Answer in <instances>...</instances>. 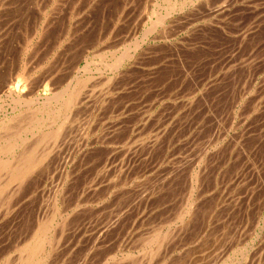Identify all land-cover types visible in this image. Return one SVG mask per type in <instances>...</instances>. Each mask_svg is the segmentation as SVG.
<instances>
[{
  "label": "rangeland",
  "instance_id": "1",
  "mask_svg": "<svg viewBox=\"0 0 264 264\" xmlns=\"http://www.w3.org/2000/svg\"><path fill=\"white\" fill-rule=\"evenodd\" d=\"M4 1L1 121L79 90L50 145L60 122L29 136L31 176L0 186V264L51 214L48 264H264V0Z\"/></svg>",
  "mask_w": 264,
  "mask_h": 264
},
{
  "label": "bare ground",
  "instance_id": "2",
  "mask_svg": "<svg viewBox=\"0 0 264 264\" xmlns=\"http://www.w3.org/2000/svg\"><path fill=\"white\" fill-rule=\"evenodd\" d=\"M3 1V0H2ZM6 1V0H5ZM4 1V2H5ZM12 1V0H11ZM14 1H16V0H14ZM18 1H21V0H18ZM79 1V0H78ZM169 1V0H168ZM172 1H174V0H172ZM182 1V0H181ZM25 2V1H24ZM28 2H29V0H28ZM31 3H32V1H30ZM58 2V1H57ZM95 2V1H94ZM9 3V2H8ZM26 3V2H25ZM36 3V2H35ZM59 3V2H58ZM74 3V2H73ZM72 3V4H73ZM77 3V2H76ZM169 3V2H168ZM167 3V4H168ZM182 3H183V1H182ZM185 3V2H184ZM0 4H2V3H0ZM19 5H20V3H18ZM88 4V3H87ZM174 4V3H173ZM173 4H171V6H168L167 5V7H172V5ZM22 5H24V4H22L21 3V6ZM54 5V4H53ZM52 5V6H53ZM59 5V4H58ZM180 5H182V4H180ZM2 6H4V4H2ZM18 6V5H17ZM55 6V5H54ZM53 6V7H54ZM57 6V5H56ZM71 7V6H70ZM75 7V6H74ZM73 7V8H74ZM165 7V6H164ZM163 7V8H164ZM178 7H180V6H178ZM182 7V6H181ZM10 8V7H9ZM18 8H20V6H18ZM72 8V9H73ZM76 8V7H75ZM168 8V9H169ZM16 9V8H15ZM171 9H173V8H171ZM170 9V10H171ZM7 10V9H6ZM82 10V9H81ZM182 10V9H181ZM51 11H53V9H51ZM168 11V10H167ZM3 12V11H2ZM8 12V11H7ZM49 12V11H48ZM164 12V11H163ZM169 12V11H168ZM1 13V12H0ZM3 13H1V15H2ZM10 14V13H9ZM72 16V15H71ZM159 16V15H158ZM162 16V15H161ZM168 16V15H167ZM3 17V16H2ZM11 17V16H10ZM44 17V16H43ZM6 18V17H5ZM45 18H47V17H45ZM44 18V19H45ZM53 18V17H52ZM0 19H2V18H0ZM15 19H16V17H15ZM44 19H42V20H44ZM159 19V18H158ZM161 19H163V17L161 18ZM3 20H5V19H3ZM10 20H12V19H10ZM10 20H9V23H10ZM46 21H47V19H45ZM14 21V20H13ZM160 21V20H159ZM169 21V20H168ZM4 22V21H3ZM2 22V23H3ZM15 22V21H14ZM42 22H44V21H42ZM192 22V21H191ZM5 23V22H4ZM15 23H19V21L18 22H15ZM159 23V22H158ZM1 24V23H0ZM12 25L14 24L13 22L11 23ZM27 24V23H26ZM43 24V23H42ZM163 24V23H162ZM167 24V23H166ZM155 26V25H154ZM0 27H2V26H0ZM3 27H5V25L3 26ZM41 27V26H40ZM163 27H165V26H163ZM6 28V27H5ZM5 28H4V31H5ZM14 27H12V29H13ZM154 28V27H153ZM8 30V29H7ZM7 30H6V32H7ZM10 30V29H9ZM5 32V33H6ZM38 33V32H37ZM41 33V32H40ZM43 34V33H42ZM2 35V34H1ZM162 36V35H161ZM38 37V36H37ZM1 38H3V37H1ZM39 40H41V39H39ZM1 42V41H0ZM77 44V43H76ZM47 45V44H46ZM57 45V44H56ZM61 45V44H60ZM78 45V44H77ZM39 46V45H38ZM136 46H138V45H136ZM136 48V47H135ZM22 49V48H21ZM130 49V48H129ZM125 50V49H124ZM127 51V50H126ZM134 51V50H133ZM4 52V51H3ZM123 52H125V51H123ZM122 52V55L124 54ZM60 54H61V52H59ZM127 55V54H126ZM130 55H131V53H130ZM30 56H32V55H30ZM112 56H113V54H112ZM127 57V56H126ZM125 57V58H126ZM101 58V57H100ZM117 58V60L118 59H120V58H118V56L116 57ZM122 58H123V56H122ZM129 58V57H128ZM131 58V57H130ZM60 59V58H59ZM115 60V59H114ZM110 62H112V60L110 61ZM109 62V63H110ZM114 62H116V61H114ZM119 62H121L120 60H119ZM139 62V61H138ZM159 63V62H158ZM52 64V63H51ZM97 64V63H96ZM114 64V63H113ZM113 64H111V66L112 67H114V66H116L117 64L115 63V65L113 66ZM105 66V65H104ZM108 66V68H109V65H107ZM106 66V67H107ZM3 67V66H2ZM1 67V68H2ZM120 67V66H119ZM87 69H88V67H86ZM115 68V67H114ZM114 68H112V69H114ZM46 69V68H45ZM1 70V69H0ZM31 70V69H30ZM96 70V69H95ZM109 70H110V68H109ZM108 70V71H109ZM29 71V70H28ZM44 71V70H43ZM54 71V70H53ZM52 71V72H53ZM88 71H89V69H88ZM87 71V72H88ZM120 71V70H119ZM47 73V72H46ZM90 74V73H89ZM174 74V73H173ZM40 75V74H39ZM126 75V74H125ZM118 77V76H117ZM79 80H80V78H79ZM42 81V80H41ZM101 81V80H100ZM31 82V81H30ZM76 82H77V80H76ZM84 82V80H82V83ZM1 84H2V82H1ZM0 84V85H1ZM4 84V83H3ZM28 84V83H27ZM26 84V85H27ZM76 84V83H75ZM78 84V83H77ZM116 84V83H115ZM47 85V84H46ZM50 85H52V83L50 84ZM72 85V84H71ZM48 86V85H47ZM7 87V86H6ZM74 87V86H73ZM78 87H79V85H77V87H76V89L74 88V90H70V92H67L66 93V95L64 94V93H62V94H57V93H53V95L52 96H50V97H47V96H45V101H44V99H43V101H44V104L42 103V107H40L38 104H36L37 106H33V109H35V108H37L36 109V111L34 110V112H33V109H32V114L30 115L29 113L28 114H26V116H23L24 114H25V111L26 110H28V109H26V110H24V114H22V112L20 111V113L22 114V116H23V118L21 119V117H20V121H18L17 120V118H19V117H17L16 118V120H17V123L18 124H16V125H13L14 126V128L15 129H13V127L12 126H10L9 125V123H7V122H9V121H5V122H3V121H1V120H3V119H0V130H3V132H1L0 134H4V135H2V136H0V181L2 180V179H4V181H5V183H3L2 181H1V183H0V186H2V185H4V184H6V183H10V182H12V181H20V182H22V179L27 175V174H29V173H31V171L33 170V169H35V167L41 162V160L42 159H44V154H41V155H39V156H37V148H38V143L37 144H31V143H28L27 144V141L29 140V141H32V140H30V138H29V136L31 135L33 138H34V136L36 135V133L37 132H39V131H41V128H44L45 126H46V123L48 122V123H58V122H60V123H58L57 124V127H58V130H55L54 131V128H53V130H52V128H51V131H46L45 132V129H44V131L42 130V132H39V133H41L40 134V137H38V138H40V139H38V141H40V140H44V142H45V139H47L46 140V142L48 143L49 141L51 142V140L50 139H52V138H55L56 137V134L59 132V131H61L62 129H61V127H62V124L61 123H64L63 121H65V119L66 118H69L70 119V116H68V113H70V108L73 106V104H74V102H75V97H76V94H77V92H78ZM3 89L5 88V87H2ZM2 88H1V90H2ZM33 88V87H32ZM53 88V87H52ZM45 89V88H44ZM48 89H49V87H48ZM65 88H62V92L63 91H67V88L64 90ZM5 90V89H4ZM11 90H12V88H11ZM59 90V89H58ZM3 91V90H2ZM33 91H34V88H33ZM45 91H46V89H45ZM52 91V90H51ZM84 91V90H83ZM111 91V90H110ZM158 91V90H157ZM29 92V91H28ZM28 92H26L27 94H28ZM21 93H23V92H21ZM25 93V92H24ZM23 93V94H24ZM25 93V95H27ZM35 93H36V91H35ZM60 93H61V91H60ZM82 93V92H81ZM15 94V93H14ZM18 94H20V93H18ZM22 94V95H23ZM49 94V93H48ZM65 96H64V95ZM21 95V96H22ZM33 96H34V94H32ZM38 95V94H37ZM43 95V94H42ZM79 95V94H78ZM83 95V94H82ZM19 97V96H18ZM17 97V99L16 100H13V102L15 101L16 102V104H18V103H20V101H21V99L20 98H18ZM23 97H27V96H23ZM23 97H21L22 98V100L23 99H26L27 101H29L27 98H23ZM36 99L37 98H39V96L38 97H36V96H34ZM41 97V96H40ZM43 97V96H42ZM79 97V96H78ZM16 98V97H15ZM84 98V97H83ZM86 98V97H85ZM13 99V98H12ZM30 99V103H31V99H32V97L31 98H29ZM80 100H81V98H79ZM78 100V99H77ZM88 100V99H87ZM42 101V100H41ZM79 101V100H78ZM89 101V100H88ZM35 102V101H34ZM36 102H37V100H36ZM23 103H25V102H22V104ZM39 103V102H38ZM76 103H78V102H76ZM75 103V104H76ZM80 103V102H79ZM14 104V103H13ZM22 104H21V106H22ZM26 104V103H25ZM40 104V103H39ZM148 104V103H147ZM179 104V103H178ZM28 105H29V103H28ZM27 104H26V106H28ZM31 105V104H30ZM83 105V104H82ZM87 105V104H86ZM39 106V107H38ZM15 107V106H14ZM17 107V106H16ZM18 107H19V105H18ZM29 107V106H28ZM73 108H74V106H73ZM83 108V107H82ZM15 109H17V108H15ZM75 109H77V108H75ZM74 109V110H75ZM79 109V108H78ZM12 110H14V109H12ZM18 110V109H17ZM69 111V112H68ZM75 111H77V110H75ZM79 111H81V110H79ZM118 111V110H117ZM27 113V112H26ZM85 113V112H84ZM19 114V113H18ZM28 115V116H27ZM66 115L68 116V117H66ZM70 115V114H69ZM72 115V114H71ZM83 115V114H82ZM5 116V115H4ZM17 116V115H16ZM73 116V115H72ZM71 116V117H72ZM75 116V115H74ZM73 116V117H74ZM81 116V115H80ZM170 117V116H169ZM11 118H13V117H11ZM14 119V118H13ZM13 119H11V120H13ZM66 120H68V119H66ZM80 120V119H79ZM81 121V120H80ZM190 121V120H189ZM13 122H14V120H13ZM67 122V121H66ZM150 122V121H149ZM14 123H16V121L14 122ZM13 123V124H14ZM69 123H71V122H69ZM65 124V123H64ZM73 124V123H72ZM69 125V124H68ZM80 125V124H79ZM82 125V124H81ZM85 125V124H84ZM89 125V124H88ZM49 126V125H48ZM52 126V125H51ZM74 126H76V125H74ZM46 128V127H45ZM77 128V127H76ZM85 128V127H84ZM55 129H56V127H55ZM61 129V130H60ZM83 130V129H82ZM126 130V129H125ZM37 131V132H36ZM68 132V131H67ZM81 132V131H80ZM38 133V134H39ZM76 133V132H75ZM106 133V132H105ZM69 134V133H68ZM78 134H79V131H78ZM85 134V133H84ZM70 135V134H69ZM75 135V134H74ZM77 135V134H76ZM62 136V135H61ZM65 136V135H64ZM99 136V135H98ZM105 136V135H104ZM59 137V139L61 138L60 136H58ZM76 137V136H75ZM32 138V139H33ZM50 138V139H49ZM77 138V137H76ZM36 139V140H37ZM58 139V138H57ZM154 139L156 140L157 138L154 136ZM153 139V140H154ZM35 140V139H34ZM36 140H35V143H36ZM49 140V141H48ZM161 140V139H160ZM171 140V139H170ZM28 141V142H29ZM54 140H52V142H53ZM61 141V140H60ZM65 141H67V140H65ZM78 141V140H77ZM157 141V140H156ZM50 142H49V145H50ZM151 142V141H150ZM43 143V142H42ZM106 143V142H105ZM80 144H81V142H80ZM45 145V144H44ZM47 145V144H46ZM154 145V144H153ZM164 145V144H163ZM41 146H43V145H41ZM45 147H47V146H43V148H45ZM42 148V149H43ZM111 148V147H110ZM40 150V153L42 152L43 153V150ZM45 150H46V148H45ZM58 150V149H57ZM87 151V150H86ZM85 151V152H86ZM55 152V151H54ZM152 152V151H151ZM39 153V154H40ZM53 153V152H52ZM50 159V158H49ZM70 159V158H69ZM63 160V159H62ZM45 163H46V161H45ZM49 163V162H48ZM140 165V164H139ZM40 166H42V165H40ZM49 167V166H48ZM47 167V168H48ZM56 167V166H55ZM58 167V166H57ZM121 167V166H120ZM114 169V168H113ZM45 171V170H44ZM101 171V170H100ZM40 173V172H39ZM38 174V173H37ZM41 174V173H40ZM30 175V174H29ZM36 175V174H35ZM42 175V174H41ZM67 175V174H66ZM31 176V175H30ZM240 176V175H239ZM27 177V176H26ZM63 177V176H62ZM67 178H68V176H66ZM28 178V177H27ZM41 178V177H40ZM35 179V178H34ZM28 181V180H27ZM26 182V181H25ZM56 182V181H55ZM17 183V182H16ZM22 184H23V182H22ZM53 184V183H52ZM17 185H19V184H16V186ZM14 186H15V184H14ZM23 186V185H22ZM12 187V186H11ZM30 187V186H29ZM26 188V187H25ZM8 190H10V187L9 188H7ZM7 189H6V192L8 193V191H7ZM12 189V188H11ZM20 189V188H19ZM36 189V188H35ZM13 191H15L14 189H12ZM18 190V189H17ZM21 190V189H20ZM57 190V189H56ZM55 190V191H56ZM2 191V188L0 187V192ZM6 192H4L3 193V196H2V194L0 195L1 196V198H4L5 197V193ZM10 192V191H9ZM18 192L19 191H17L16 193L18 194ZM12 193H14V192H12ZM20 193H21V191H20ZM15 194V193H14ZM15 195L17 198H18V196L19 195ZM54 194H55V192H54ZM59 194H60V192H59ZM13 195V194H12ZM12 195H9V196H12ZM21 195V194H20ZM23 195V194H22ZM26 195V194H25ZM7 197V196H6ZM6 197H5V199H6ZM13 197V196H12ZM54 197V196H53ZM59 197H60V195H59ZM0 198V200H2ZM14 199V198H13ZM20 199V198H19ZM63 199V198H62ZM11 200V199H10ZM23 200V199H22ZM55 200V199H54ZM58 202V201H57ZM14 203V202H13ZM12 203V204H13ZM9 204H11V203H9ZM16 204V203H15ZM19 204H21V202H19ZM50 204V203H49ZM59 204V203H58ZM52 205V204H51ZM123 205V204H122ZM231 205V204H230ZM54 205H52L51 207H53ZM56 207V206H55ZM8 208V207H7ZM60 208H62V207H60ZM63 208H66V207H63ZM52 209V208H51ZM71 210V209H70ZM59 211V210H58ZM61 211V210H60ZM63 211H65L64 209H63ZM182 211V210H181ZM184 212V211H183ZM54 213H55V211H54ZM60 214L62 213V212H59ZM70 213V212H69ZM68 213V214H69ZM74 213V212H73ZM76 213V212H75ZM57 215H55V214H51V216H50V218H46V219H48V220H46L45 218H42V219H40V221L38 222V228H37V230H36V232L34 233V235H33V237H31V239L22 247V254H21V258H20V264H45V262H47V260H48V258H49V256L51 255V253H54L53 251L55 250V249H57V246H58V241L60 240V239H65L64 237H62V236H64L63 235V233H65V232H67V231H65V229H67V228H63V221H61V222H63V223H61V225H58V226H60L59 227V229H58V233L57 234H54L53 232H52V228L54 229V227H56L55 225H54V222H56V220H55V217H56ZM68 216V215H67ZM184 216V215H183ZM46 217V216H45ZM63 217V216H62ZM56 218H58V217H56ZM69 218V217H68ZM183 218V217H182ZM193 218V217H192ZM13 219V218H12ZM44 219V220H43ZM65 219V217L62 219V220H64ZM69 220V219H68ZM67 220V221H68ZM187 220V219H186ZM111 221V220H110ZM59 222V221H58ZM189 222V221H188ZM66 223H68V222H66ZM75 223V222H74ZM68 225V224H67ZM73 225V224H72ZM11 226H12V224H11ZM15 226V225H14ZM74 226V225H73ZM76 227V226H75ZM185 228V227H184ZM55 229H57V228H55ZM76 229V228H75ZM79 229H81V228H79ZM79 229H78V231H79ZM68 230H70V229H68ZM74 230V229H73ZM86 231V230H85ZM15 232V231H14ZM70 232V231H69ZM53 233V234H52ZM73 233V232H72ZM75 233V232H74ZM81 234V233H80ZM74 235V234H73ZM77 235H78V233H77ZM159 235V234H158ZM165 235V234H164ZM65 236H67L66 234H65ZM72 236V235H71ZM76 236V235H75ZM88 236V235H87ZM90 236V235H89ZM168 236H170V235H168ZM175 236V235H174ZM55 237H58V238H55ZM62 237V238H61ZM78 237V236H77ZM159 237H161V236H159ZM74 238V237H73ZM155 238V237H154ZM164 238H166V237H164ZM163 238V239H164ZM71 239V238H70ZM159 238L157 237V240H158ZM167 239V238H166ZM172 238L170 237V240H171ZM140 240V239H139ZM151 240H152V238H151ZM62 241V240H61ZM148 241V240H147ZM163 241V240H162ZM152 242V241H151ZM167 242V241H166ZM63 243H64V241H63ZM156 243H158V241L156 242ZM152 244H154V243H152ZM62 245V244H61ZM167 245V244H166ZM65 246H66V244H65ZM68 246H70V245H68ZM158 246V245H157ZM59 247V246H58ZM64 247V246H63ZM67 247V246H66ZM65 247V248H66ZM147 249V248H146ZM153 249V248H152ZM61 250H62V248H61ZM160 250H162V249H160ZM67 251H68V249H67ZM57 252H59V251H57ZM63 252V251H62ZM114 253V252H113ZM55 254V253H54ZM53 254V255H54ZM140 254V253H139ZM148 254V253H147ZM159 254V253H158ZM55 255H57V254H55ZM54 255V256H55ZM142 255V254H141ZM155 255V254H154ZM129 256V255H128ZM132 256V255H131ZM18 257V256H17ZM157 257V256H156ZM50 258H52L51 256H50ZM49 258V259H50ZM54 258V257H53ZM59 258V257H58ZM147 258V257H146ZM241 258V257H240ZM57 259V258H56ZM60 259V258H59ZM53 259H51V261H52ZM49 261V260H48ZM18 262V263H19ZM55 262H57L56 260H55ZM113 262V261H112ZM136 262H138V261H136ZM140 262V261H139ZM152 262V261H151ZM151 262H149V263H151ZM130 263V262H129ZM46 264H48V262L46 263ZM51 264V263H50ZM54 264V263H53ZM57 264V263H56Z\"/></svg>",
  "mask_w": 264,
  "mask_h": 264
}]
</instances>
